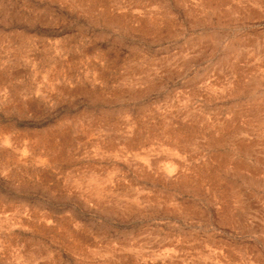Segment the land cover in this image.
Instances as JSON below:
<instances>
[{
    "label": "rangeland",
    "instance_id": "1",
    "mask_svg": "<svg viewBox=\"0 0 264 264\" xmlns=\"http://www.w3.org/2000/svg\"><path fill=\"white\" fill-rule=\"evenodd\" d=\"M0 264H264V0H0Z\"/></svg>",
    "mask_w": 264,
    "mask_h": 264
}]
</instances>
